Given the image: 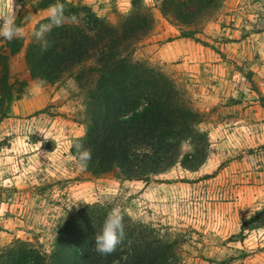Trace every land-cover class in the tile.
Listing matches in <instances>:
<instances>
[{"label":"rangeland","instance_id":"rangeland-1","mask_svg":"<svg viewBox=\"0 0 264 264\" xmlns=\"http://www.w3.org/2000/svg\"><path fill=\"white\" fill-rule=\"evenodd\" d=\"M38 1L0 0V35L25 13L19 33L29 42L55 12ZM68 1L119 26L136 0ZM142 1L155 25L134 57L170 76L204 114L206 162L197 171L178 163L149 183L92 175L71 153L87 129L84 92L70 77L32 80L21 53L13 62L20 97L0 121V248L19 238L51 255L66 209L99 203L182 236L181 264H264V227H244L264 208V0H223L197 35L214 48L178 38L162 0ZM194 152L182 144L183 155Z\"/></svg>","mask_w":264,"mask_h":264},{"label":"trees","instance_id":"trees-1","mask_svg":"<svg viewBox=\"0 0 264 264\" xmlns=\"http://www.w3.org/2000/svg\"><path fill=\"white\" fill-rule=\"evenodd\" d=\"M222 4L162 0L159 9L179 26L178 38L210 46L197 35ZM37 6L55 12L36 24L29 42L19 33L25 13L0 35V121L20 97L13 62L24 53L32 80L54 85L70 77L84 92L87 129L71 153L92 175L117 172L125 180L149 183L178 163L197 171L206 162L204 114L170 76L134 57L137 44L155 25L142 0L133 2L119 26L68 0H39ZM185 142L194 154H182ZM244 227H264V208ZM183 242L178 234L114 216L94 203L66 209L51 255L18 238L0 248V264H181Z\"/></svg>","mask_w":264,"mask_h":264}]
</instances>
